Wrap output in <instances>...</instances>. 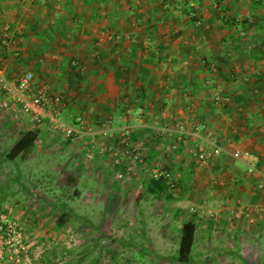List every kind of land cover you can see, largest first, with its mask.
Wrapping results in <instances>:
<instances>
[{"label":"crops","instance_id":"obj_1","mask_svg":"<svg viewBox=\"0 0 264 264\" xmlns=\"http://www.w3.org/2000/svg\"><path fill=\"white\" fill-rule=\"evenodd\" d=\"M175 1L0 0V65L8 76L31 72L36 83L44 82L50 91L63 93L66 105L61 116L65 121L73 123L82 116L87 125L111 127V134L118 127L127 128L130 143L149 144L144 167L151 169L160 160L175 178L186 176V189L194 203L193 213L184 220L196 222L192 256L242 255L264 238L263 2L242 8L243 0H231L235 5H229L228 14L237 20L248 19L246 28L252 31V39L228 40L235 54L224 56L219 53L221 38H213L222 14L216 3L207 0L202 7L201 13L209 15L198 26L209 32L207 36L200 32L202 40L198 30L194 36L195 28L180 7H175ZM6 24L10 38L3 42ZM199 43L208 52L197 57ZM203 61L216 64L218 70L209 73ZM73 62L83 76L71 85ZM216 93L228 101L215 105ZM11 108L17 114V107ZM23 118L25 130L37 128L41 135L38 145L43 144L48 125ZM151 122L181 124L183 141L177 146L178 132L157 137ZM100 138L109 141L111 137L98 135ZM116 144L121 146V140ZM196 147L209 154L207 161L199 160ZM236 150L253 154L254 172L247 171V160L232 156ZM122 159L125 161L124 155ZM150 172L141 177L138 173L142 189ZM151 200L154 209L148 216L142 215V204L136 201L142 216L137 220L139 226L128 232L136 242L124 243L122 254H147L143 248L177 253L179 230L172 227L173 218L164 216L161 207L170 200ZM181 221H177L178 227ZM28 233L27 240L33 239L30 230ZM91 233L93 240L90 246L79 248L80 255H90L89 264H106L103 258L102 262L94 259L107 255L102 252L112 242L104 232ZM42 235L38 234V240ZM104 236L106 242H95ZM113 246L109 249L116 254ZM150 260L153 262L152 257ZM131 263L140 264V260ZM169 264L179 263L172 258Z\"/></svg>","mask_w":264,"mask_h":264},{"label":"rangeland","instance_id":"obj_2","mask_svg":"<svg viewBox=\"0 0 264 264\" xmlns=\"http://www.w3.org/2000/svg\"><path fill=\"white\" fill-rule=\"evenodd\" d=\"M202 1L197 0V2L191 3L201 20L193 22L189 18L190 16H187L190 27L195 28L193 33L198 30L197 36L199 37L202 35L200 33L202 30L205 36L208 32V29L203 26H201V31L198 29L200 23H204L203 19L209 17V15L201 13L202 7L208 4L207 0L204 4ZM261 1L263 2L262 7H264V0ZM243 3L242 8L250 7L251 0H243ZM212 21L214 20L212 19ZM6 27L8 24L4 25L2 35L6 33ZM244 30L239 33L237 40L246 42L252 39V31ZM7 32H10V27H8ZM194 36L196 37V33ZM201 39L203 40V38ZM203 45L204 43H199L195 48L199 50L195 53L197 57L200 52L201 54L208 52L203 48ZM228 50L229 55L235 54L232 47L229 46ZM212 68L213 72L218 70L216 64L212 65ZM11 107L4 112L0 110V146L4 150L9 148L21 132L26 129L23 127L26 118L20 115L16 116ZM102 121L104 120L99 122ZM151 127L166 128L170 130L168 132H175L173 130L178 129L177 125H165L159 122ZM110 128L102 127V123L92 126V124L87 125L86 122L83 130L87 132L89 129L90 133L82 134L74 140L48 129L45 142L37 145L26 157H19L14 162L0 158V210L8 208L10 214L22 222L26 234H29L30 230L34 238L28 239V244L30 248L35 249L34 255H36L39 264H89L90 259H92L91 256H81L82 251H79V248L86 246V244L90 246L93 240L91 232L97 233V235L104 232L106 236H109V242H112L109 248L114 244L115 247H113L115 249L117 247L116 250H118L114 254V250L104 248L102 253L106 251L108 254L97 255L100 257H95L94 260L98 259L99 262L103 258V263L106 264H132L133 259L137 258L140 260V264H169L172 258L176 257L174 250L169 255L165 254L164 250L158 253L150 248L142 249L147 253L144 255H140L137 251H135V255L131 256L127 253L122 254L124 243L136 242L134 234L129 235L128 232L139 226L137 220L140 216L151 215L154 209L152 206L154 200H151L145 189H142L138 184L139 174L141 173L140 177L145 176L150 171L149 168L144 167L145 164L141 172V165L137 167L136 170L139 173L137 179L123 181L114 179L108 157L97 156L96 154H93L92 157L85 156L86 149L83 140L87 136L89 141L92 140L95 148L113 144L119 146L116 143L122 140L123 132L127 128L118 127L115 132L114 129L111 130L112 134L109 133ZM151 130L153 131V128ZM41 134L44 136V131ZM98 135L107 139L111 138L108 139L109 141L97 139ZM178 144L179 142L177 146ZM161 150L162 148H159V151ZM173 192L174 199L167 203L164 202L161 207L164 216L173 218L172 227L177 228L178 220H184L193 213L191 206L194 203L192 201L194 198L187 189L183 193L179 191V188ZM200 197L199 199H201ZM136 201L142 204V215L138 211ZM62 202L63 206L60 204ZM61 210H67L69 214L68 221L63 225H59L57 219ZM38 234H44L42 239L38 240ZM96 240L100 244L106 242V237L95 239V242ZM256 245V248L250 247L252 250L246 249L242 255L206 257L204 255L192 256L191 254L189 264H199L201 260H204L205 264H264V238ZM79 257H82L83 260L77 261ZM150 257L153 258V262H151Z\"/></svg>","mask_w":264,"mask_h":264},{"label":"built area","instance_id":"obj_3","mask_svg":"<svg viewBox=\"0 0 264 264\" xmlns=\"http://www.w3.org/2000/svg\"><path fill=\"white\" fill-rule=\"evenodd\" d=\"M9 27V26H8ZM8 27L3 35V42L9 41ZM74 63V62H73ZM227 98H222L219 94L214 95L215 104L222 105ZM17 107V114L29 116L36 123H46L49 130L57 132L65 138L74 140L88 134L85 132L86 121L82 116H77L76 121L69 123L65 121L61 112L66 105V98L61 92H52L44 82L36 83L34 75L31 72H25L17 76H8L4 68L0 65V110H9L10 106ZM85 125V126H84ZM178 142L183 141L181 134L184 132L182 125L177 126ZM164 133H170L168 129L158 127ZM174 131V130H173ZM128 130L123 132L124 137L121 140L123 148L117 145H105L95 148L89 137L83 140L85 156L92 157L93 154L102 157H108L113 170L114 179L131 181L136 179L139 165L141 167L146 163L147 152L149 150L148 142L139 141L130 143L126 135ZM107 133V132H105ZM84 136V135H83ZM217 150L219 147H216ZM196 155L199 160L204 162L209 158V154L201 147H196ZM125 156V161L122 159ZM234 158H244L247 160V171H255V158L249 151L236 150L233 152ZM155 166L150 169L153 177H158L163 173L161 167L163 163L160 160L155 161ZM118 168V169H117ZM169 186L173 191L178 186L171 180L169 172L166 173ZM36 255L30 248L26 236L25 227L22 222L10 214L8 209L0 211V264H36Z\"/></svg>","mask_w":264,"mask_h":264},{"label":"trees","instance_id":"obj_4","mask_svg":"<svg viewBox=\"0 0 264 264\" xmlns=\"http://www.w3.org/2000/svg\"><path fill=\"white\" fill-rule=\"evenodd\" d=\"M211 2L216 3V7L222 12L220 14V23L216 25V31L213 33V38H221V53L224 56H227L229 52V46L233 48V45H229L227 43L228 40L234 41L235 39L239 38V33L243 29H247V22L248 19H236L234 16L228 14L229 5L234 3L231 0H209ZM176 6L180 7L181 11L184 12L193 22H199L201 17L199 14L192 8V6L188 2L184 0H176ZM191 2H197V0H191ZM253 3V4H252ZM252 6H259L261 5V0H251ZM244 30V31H245ZM204 55V54H203ZM205 57V56H204ZM204 67L208 68V72L213 69L211 62H204ZM77 63L74 62L71 64L73 67V71L70 73V84L74 85L78 80H81L79 76H83L81 70ZM207 71V70H206ZM213 71V70H212ZM70 85V86H71ZM75 88V86H73ZM214 99V98H213ZM153 132H156L157 137L164 135V131L157 130L156 127H153ZM41 135L38 132L37 128L35 129H28L21 132L18 139L13 143V145L8 148L7 150H2L0 148V155H3V159L6 161L14 162L17 158H24L26 157L40 142ZM121 148L124 147L123 144L120 146ZM176 148V147H172ZM0 156V158H1ZM114 169V167H113ZM118 169V168H117ZM161 170L163 173L158 177H153L152 173L150 177L145 181L146 188L145 192L153 199L156 198H163L165 200H171L173 198V190L168 184V180L166 177V173L169 172L171 175V180L178 186L181 192H185L187 188V180L186 176H182V178H175L174 174L171 172L170 168L166 163H163ZM69 214L67 210H61L60 214L58 215V223L59 225H63L68 221ZM177 230H179V238H178V248L176 257L174 258L179 264H189L191 261V250L193 247L194 239H195V231H196V222L194 219H188L181 221L179 227L177 225Z\"/></svg>","mask_w":264,"mask_h":264}]
</instances>
